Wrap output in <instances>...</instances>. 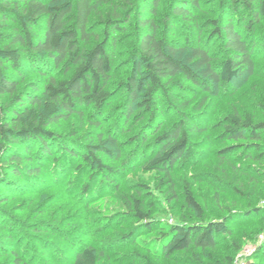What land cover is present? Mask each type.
I'll return each instance as SVG.
<instances>
[{
  "label": "trees",
  "instance_id": "trees-1",
  "mask_svg": "<svg viewBox=\"0 0 264 264\" xmlns=\"http://www.w3.org/2000/svg\"><path fill=\"white\" fill-rule=\"evenodd\" d=\"M161 1L0 0V189L4 190L0 192V264H101L103 258L111 259V246L134 243L143 234L154 235L144 243L150 249L154 246L150 252L156 258L184 253L193 264H234L243 248L242 242L231 238L234 228L260 218L254 240L264 234V203H258L262 196L254 195L263 172H245L254 183L250 187L237 183L236 172L221 168L230 157L264 162V119L256 121L252 114L238 112L226 114L216 124L221 128L219 140L231 142L216 151L221 164L195 173L208 175L218 188L233 192L244 207L227 208L208 219L193 182L175 178L177 171L194 167L204 156L201 152L209 150L204 145L197 150L193 140L206 126L191 125V114L181 112V119L169 127L154 126L151 140L143 132L126 142L139 144L127 152V165L162 175L156 190L167 185L164 196L173 203L171 219L153 216L154 203L140 195L154 198L155 192L145 185L138 187L137 196L125 195L122 215L135 224L112 245L94 244L96 233L89 228L82 235L63 228L58 233L62 244L53 227L43 222L29 225L31 235L21 238L20 222L7 214L10 198L21 192L60 187L64 195L88 206L118 191L120 168L108 157L119 160L125 147L119 136L146 115L157 113V95H165L167 103L180 111L171 100V86L186 87L173 82L175 77L183 76L208 93L217 88L227 93L237 79L255 73L257 45L247 41L243 30L252 31L256 19L264 17V0H220L227 17L200 23L212 27L221 39L228 52L222 59L200 38L194 41L187 36L179 47L163 29H173L174 21L175 25L196 21L201 0H173L165 18L157 17ZM105 6L110 10L104 12ZM128 26L136 33L129 70L112 88L116 71L112 49ZM120 96L123 105L108 112ZM74 116L95 130L78 136L73 130L59 133L52 128ZM249 234L245 236L251 239ZM226 245L227 253L217 254ZM253 254L250 264H264V240ZM132 256L142 258L144 264H160L149 254Z\"/></svg>",
  "mask_w": 264,
  "mask_h": 264
},
{
  "label": "rangeland",
  "instance_id": "rangeland-1",
  "mask_svg": "<svg viewBox=\"0 0 264 264\" xmlns=\"http://www.w3.org/2000/svg\"><path fill=\"white\" fill-rule=\"evenodd\" d=\"M127 1L135 2L136 0ZM141 1L142 0H137V2ZM173 6V0H162L157 17L165 18V16H170ZM108 10H110L109 6L103 8L104 12ZM224 11L220 0H201L200 9L195 11L196 21L185 23L184 25H175L176 22L174 21L173 29L162 27L163 29L165 28L167 37L179 47L183 45V40L187 36L191 37L194 41L200 38L202 44H205L218 59H222L228 52L223 48L221 39L212 32V27L199 25L201 22L205 23L208 19L226 18L227 15H225ZM244 15L247 16V14ZM98 28H101V26H98ZM135 34L134 29L128 26L127 29L119 33L115 39L117 43L115 49H112V51L116 71L111 85L112 88H116L119 81L127 76L130 66V52L136 40ZM243 35L247 41L257 45L254 54L256 62V71L254 74L237 79L227 93L221 92L220 88L215 89L214 92L208 93L204 88L194 85L183 76H177L173 79V82H179L186 88L178 89L171 86L170 92L171 100L180 111H177V109L175 110V108L167 103L165 95L159 94L156 99L157 113L152 117H149V114L146 115V117L136 123L133 128L129 127L119 136V139L123 141L125 145L123 151H121V158L115 160L113 157H108V161L111 164L120 168V173L116 175L119 180L118 191H111L110 194L98 199L88 206L77 202L75 199H72L71 196L64 195V191L60 187L44 189L36 193L21 192L17 193L20 195L14 194L5 208L8 210L7 214L13 215V218H16L18 222H20L19 225H21L20 228L22 231L18 232V234L21 235V238L31 235L28 232L29 225L32 226L33 224L43 222L53 227L54 231H56L55 235L58 241L62 244L64 243V239H61L62 236L58 235V233L62 232L63 228L67 231L76 232L78 235H82L81 232L89 228L96 233V236L92 239L94 244L104 243L112 245L122 234L131 231L133 224H135L134 219L122 215L124 214L123 202L127 194L137 196L138 187L140 185L149 186L150 190L155 192L154 198L147 197L145 194L140 195V197L154 203L153 206L150 204V206H152L151 210L153 216L161 219H171L169 215L173 213L171 210L173 203H170L164 196V192L167 191V185L163 186V191L156 190L157 184L162 179V175L156 171H147L139 166L130 167L131 165H127V152L129 150L131 151L135 146H139V144L127 145L126 142L130 136H142L144 133H147L148 139L151 140L154 136L152 135L151 137L154 126L161 124L164 129L169 127L181 119L183 116L181 112L183 114H191L189 120L191 125L199 124L200 126L201 124V127L206 126V130L196 133L193 136V140L197 142V146L200 148L197 150H203L201 149L203 145L209 147V150L201 152L204 156L202 157V154H200L202 158L196 162L194 167H188L177 171L175 178L178 180L188 178L193 182L196 195L204 208H206L208 219L224 213V210L227 208L244 207L245 202L233 192L218 188L211 182L208 175L202 174L196 176L195 173L197 170H202L203 172L211 170L213 165L221 164L216 151L231 143L230 141L223 142L219 140L221 128H217L216 124L223 116L230 112H238L241 115L244 113L252 114L256 121L264 119V17H258L253 24L252 31L248 32L244 29ZM123 102L121 96L118 97V99H114L112 104L108 107V112L115 108H120ZM52 128L59 133H69L73 130L78 133V136L95 130L93 125L77 116L69 120H61L53 124ZM94 140L96 139L93 138V141ZM239 151L240 149L235 154ZM221 168L236 172L238 175L237 183L239 182L241 186L250 187L253 186L254 183L251 180V176H249L250 174L245 172H263L258 184L254 187V195L262 196V199L259 200L258 203H264V162L258 163L247 159L237 160L236 158L232 159V157H230L228 160L222 162ZM234 169L236 171H234ZM0 185H2L1 179ZM0 192H4V190L0 189ZM145 192L146 191L143 193ZM217 194H219V198L216 197ZM9 220L11 222V219ZM116 220L120 221L109 224ZM14 222H16V220H14ZM260 224L262 223L260 218H258L250 223L240 224L238 227L234 228L236 233L231 238H235L242 242V252L252 249L257 243L261 242L260 236L257 240H254L255 235H253L256 233L255 230H257L259 226L261 227ZM245 234H249V236L252 234L253 237L250 239V237H246ZM153 236L152 234H143L137 238V241L134 243L129 242L127 245L116 248L111 246L112 248L109 251L111 252L109 253L111 259L103 258L101 264H144L142 258L132 256L135 252H139L145 257L149 254L152 260H158L160 264H193L188 261V254L184 253H179L171 258H165V256H161L160 258L154 257L150 252L154 250V246L150 249V247L148 248L147 244L144 243V241L147 242L152 240ZM56 237H54L55 240H57ZM229 240L230 239L227 241ZM226 253L227 245L225 247L222 246L217 254L225 255ZM253 255L254 254H252L249 259ZM1 260H6V258L1 257Z\"/></svg>",
  "mask_w": 264,
  "mask_h": 264
},
{
  "label": "built area",
  "instance_id": "built-area-1",
  "mask_svg": "<svg viewBox=\"0 0 264 264\" xmlns=\"http://www.w3.org/2000/svg\"><path fill=\"white\" fill-rule=\"evenodd\" d=\"M260 241L262 242L264 240V234L260 235ZM256 249V245L249 250H245V252H240V254L236 257L234 264H249V257L254 253Z\"/></svg>",
  "mask_w": 264,
  "mask_h": 264
}]
</instances>
